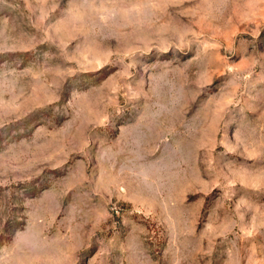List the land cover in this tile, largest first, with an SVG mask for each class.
I'll return each instance as SVG.
<instances>
[{
	"label": "rangeland",
	"instance_id": "374dc122",
	"mask_svg": "<svg viewBox=\"0 0 264 264\" xmlns=\"http://www.w3.org/2000/svg\"><path fill=\"white\" fill-rule=\"evenodd\" d=\"M0 264H264V0H0Z\"/></svg>",
	"mask_w": 264,
	"mask_h": 264
}]
</instances>
